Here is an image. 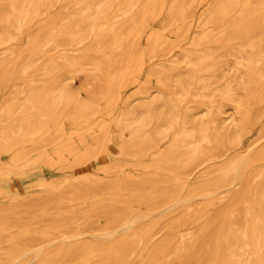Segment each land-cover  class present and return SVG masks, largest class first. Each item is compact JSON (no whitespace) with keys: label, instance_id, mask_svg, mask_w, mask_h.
Here are the masks:
<instances>
[{"label":"rangeland","instance_id":"374dc122","mask_svg":"<svg viewBox=\"0 0 264 264\" xmlns=\"http://www.w3.org/2000/svg\"><path fill=\"white\" fill-rule=\"evenodd\" d=\"M54 1L55 0H53L52 2ZM74 1L75 0H56L55 3L53 4L52 2L51 4L49 3L51 6L50 5L41 6L39 10L34 14V17L31 20V22L21 30L19 34V38L14 40V42H12L11 44H7L6 46L4 45L0 47V110L6 105L8 101L14 98L15 93L20 92V95H18L17 97L19 101H22L23 95H21V91L22 92L27 91L30 88L33 80L37 81L38 79H41L40 75L44 72L45 67L47 68L50 67L54 61H60V58L61 60H63L64 58H70V57L72 58L76 56L78 57L82 54L83 55L85 54L86 57L87 55L88 56L90 55L89 57L91 58V54H92L94 55L92 56V58L96 56L98 58L99 56L100 59L104 60L103 67L104 69H106L104 70V74L102 75L103 73V69H101L102 66L101 68L95 67L93 65V62L91 64V60H89V57H87L88 61L82 60L80 61L82 63L78 62L75 64V66L68 67L69 71L67 70L68 68H66L65 69L66 73L63 69V71L61 70L62 71L61 74L60 71L52 76L50 75L49 77L45 78L46 79L45 83L47 84L48 80H51L53 79V77H56L55 80H53L54 84L55 86L61 85L62 87L67 89L69 94V100H68L69 103L66 104V106L59 107L60 116L58 117L57 122L54 125L51 124L49 126L50 128L49 127L45 128L43 131L33 136L32 138L28 136H21V138L16 144L14 145L9 144L5 151H0V212H1L0 213L1 215L0 216V255H3L8 251L19 252L21 254L22 253L24 254L23 257H21L20 259L17 258L12 259V262L8 264H37V260L31 259L34 251L37 250H42L43 253L46 255V257L58 260V264H81V263L100 264L101 261H102L101 264H112V263L115 264L120 261L115 259V257L118 258L117 256H115V254H117L118 256L122 254L120 251L121 250L120 242L117 243L118 244L117 246L109 250L111 254L113 253L112 256H115V257L111 256V259H114L115 262L107 260L104 257L92 256L89 253L85 255L82 254V260L77 259L75 260L76 262L75 261L70 262L71 260L69 258L66 259L67 257L58 254L55 249L58 247L64 248L69 244L70 245L74 243L78 244L79 242L80 243L83 242V240L87 242L86 239H89L90 241L91 240L102 241L108 239L106 237H110V239L111 237L113 239L125 237V239L127 238L126 239L127 241L128 240L133 241L135 245L138 246L137 247L135 246L136 250H133L135 255L134 254L131 255L133 253L132 250L130 251L129 249H127L126 253L124 251L123 252L124 254H122L123 255L121 260L122 263L119 262L117 264H132L134 263L135 260H136L135 262H137L142 256H144L145 254L144 252H146V247L144 244L145 242L141 239L145 232L148 231L147 235L149 240L147 239V241L149 246L151 244L160 241L162 237L164 238L165 235L167 234V231L168 232L170 231L171 224L174 221L176 220L181 221L183 219H186V217L188 218L191 217V219L188 218L186 219V221L190 220L188 222L185 221L187 224L184 225L182 224L181 226H179L180 228L177 227L178 229L176 228L177 230H175V235L177 233L176 239H178L177 238L178 234L188 233L186 240L182 242L184 244L179 242L178 247L172 250L173 253L171 251H168L169 253H165L163 255L164 257H162L160 264H213L212 259L208 258L207 255H205L203 252H205L206 250L211 251L212 249L213 250L211 251V253L216 251V248L218 246L216 244L219 243V238L216 233V231L218 230L215 229L216 224H217L216 227L217 229L219 228V225H221V223L223 224V222L224 224L228 223L229 225H233V226H238V225L241 226L244 224V216L246 210L250 209L251 210L250 212L251 213L253 212L251 207H252V197H253L254 189L249 190V187L253 185L252 188H255L257 184L260 181H262L263 178L262 173H264V162H263L264 160L259 161L252 166V168L247 172L248 174H246L245 176L247 179L244 177L243 181L238 183L237 186L232 187L229 190L223 191L221 192V194H217L218 195V197L216 195L217 201L215 202V200H213L210 203L211 205L208 204L209 202L207 203L206 198L202 199V197H198V198L193 197L190 200L183 201V199H185L187 196V195L185 196V194H187L186 191L188 190V188H184L183 189L184 191L180 190L178 197L179 200L183 202L179 204L172 205L171 204L172 202L169 201L166 202L164 198H161L164 200V202H162L163 200L161 199L158 200L154 198L156 196L162 195V191L164 190L163 188L166 189L167 186H176L177 188L180 187L181 181L172 182L175 177L174 171L179 169L181 173H183L181 176L184 177V180L182 181H186L191 186L194 183L208 179V177L210 178V176L213 177L217 175V171L220 170V168H222L224 164H227L230 160L232 161L233 157L234 159H236L237 157L241 156V154L243 155L245 153V146H247V144H249L250 142H256V144L258 145L264 138V135L262 136V134H264L263 132L264 131V115H263L264 91H260V89H256V91H252L251 92L252 94L248 95L249 93L246 92L247 90L248 92L251 90L248 89L249 87L245 88V86L243 87L242 85L236 84L234 88V99L236 100L239 99L238 100L239 102L240 100H242L243 105L241 104L242 102H240V104L234 102L232 103L226 102L224 107L220 108L219 102H217L219 101L218 91L223 89L229 83L235 85L236 82H239V80L241 79V75L243 74V71H237L235 69L230 70V67L234 65V58L229 55L230 54L229 51H232V49L237 46L236 43L237 40L234 39L235 41L231 40L230 42L226 41L227 37L224 33L225 32L224 29H226L227 25L230 24V21L232 19L233 21L234 19H237L240 7L238 6V9L234 8L235 13H232V16H229L224 20L223 19L215 20V22L213 20H210L209 16L203 17V15L206 14V11L209 8L210 4L215 2L216 0H201V1L179 0V3L176 6H180L181 4L184 7V10L181 11V14H177L176 17L173 19L170 18L169 13H170V7L175 2V0H164V1L155 0L156 3L155 5H153V8L150 9L149 13L147 12V8H146V4L148 0H138L134 9H132V11L128 14L129 16L126 15L117 18L115 16L117 15L118 10L116 9V7H114L115 9L113 8L112 9L113 11L111 10L112 13L111 12L109 13L110 17L108 16L107 21L109 24H114L115 27L117 26L116 30L117 31L119 30L118 32L123 33L122 35L118 34L117 37L122 39V42H125L123 43L124 52H122L121 50L123 48L122 42H120L121 47H117L114 49L115 52H112V48L109 49L110 48L109 45L113 42L114 39L113 35H110V37H108L109 35L106 36L107 39L106 48L102 47V48H98V51L96 52H90L88 48L92 44L91 36H89L88 37L89 39L88 38L85 39L79 45L67 46L64 44L63 40H62L63 43L60 44L61 39H63L66 35L76 32V29L74 27L75 22L72 21L73 14L76 11L74 7ZM6 2H10V1L0 0V6L2 7L3 4ZM177 2L178 0L176 1V3ZM142 4H144V6H142ZM138 10H140V12H138ZM141 10H142L141 15L143 16L141 15L139 16ZM144 10L146 12H143ZM190 13L191 14L194 13L192 14L194 15L193 16L194 18L190 16ZM137 16L140 18H138ZM187 16L188 17L190 16L193 19V21L188 19ZM201 16L205 19L203 20ZM185 17H187L186 20H184ZM199 18H201L200 21L198 20ZM137 19H141V23L140 20H138L137 22ZM129 22H131V24ZM212 22H214V24ZM54 23L56 24V26ZM215 24L218 26H216ZM122 27H124L127 30L125 31L124 28ZM139 27H141L142 31H140ZM43 28L45 30L47 29L46 33L48 32V34H46V36L44 37V40L38 49V53H36L33 56H30L27 52L28 42H29L28 39L30 38V36L34 35L36 32L40 31ZM262 29H264V27ZM30 30L31 31L33 30V32L31 33ZM59 30L62 31L61 33L63 36L62 38H60L61 34L56 35ZM202 33H206L205 36H208L209 40L202 42L203 45L201 43L198 45L199 47L198 46L196 47L194 45L195 37ZM125 34H127V36ZM131 35L133 36V38H129ZM134 35H136V37ZM151 37L152 40H150ZM45 39L49 40L50 43H48L44 47ZM132 39L135 41V43L136 41H138V43L135 44ZM210 39L213 42H211ZM129 44L131 45V47H129ZM216 48L218 49L216 50ZM104 49L106 51H104ZM226 50L228 54L227 52H223ZM20 51H23L24 53L22 52V54H20L21 53ZM129 51L131 56H129L128 54ZM13 52H15L17 55ZM135 53L138 54H136L135 56L134 55ZM190 53H192L194 56L202 58L203 59L202 65L204 66V68L210 67V69L209 71L204 70L202 65L195 67L197 69L195 68L193 69L192 74L197 79H199L200 84L198 85V88L195 89V91L194 89H192L191 93L187 95L188 97L187 96L182 97V100L179 102L176 101L177 97L175 96L173 91V89L174 90L177 89L176 87L173 88L174 80L177 74L187 72L188 68L185 67L184 64H182L181 66L183 68L180 66L182 70L178 67L175 70L174 69L170 70L168 75H158V76L154 71H156V69L169 68L168 65L170 62L181 61L183 60V57L186 54H190ZM208 53L213 56H209ZM225 53L226 55L223 56V54ZM23 54L24 56H22ZM111 54L113 55L114 59H111L112 57ZM25 55L27 57H25ZM125 55L127 59H125L126 58ZM116 56L119 59H117ZM134 56L136 57V59ZM109 57L111 59L110 61H108ZM19 58L21 60H19ZM122 58L125 59L126 61H123ZM115 59L117 60L115 61ZM131 59L132 60L134 59V61H132L133 64L130 61ZM138 60L141 61L138 62ZM29 61H32L31 63L32 68H30L28 72H26L24 75H16L15 73L10 78L3 77V73L4 71L7 70V68L8 69L14 68L18 72V70H20L27 63H29ZM111 61H113L112 64ZM107 63L111 65H106ZM137 63L140 64L138 65ZM117 64H119V66ZM205 64L208 65L206 66ZM134 65L137 66V69L136 67H134ZM123 67H124V71H123ZM134 68H135V72L134 70L132 71V69ZM133 72L135 73L134 74L135 79L134 76H132ZM58 74L61 75L60 76L61 78H59ZM104 75H106V77ZM109 75H111L112 77ZM104 78L109 81H105ZM57 82L59 83L57 84ZM109 82L112 83V88L110 87L108 89L107 85ZM116 84H117V88H116ZM99 85H102L103 88L106 85V88H104L106 92L104 89L101 88L102 86H100V90H99L98 89ZM164 89H168V90L166 91ZM117 90L119 91L118 93ZM110 91L111 93H109ZM240 91H242V94H240L241 93ZM112 92H116L117 94L116 93L113 94ZM195 92L198 93V96L193 98L192 93ZM242 95L245 96L246 98L241 97ZM5 96H7L8 98ZM113 96L115 98L112 100V98L110 97ZM261 97L263 99H261ZM169 98L170 100L177 102V106L172 109L173 111L172 114H178V118H177L178 124L175 127L176 129H178L179 126L181 125L183 115L187 114L190 116L188 117V119L192 121L186 123L185 129L187 131L191 132L194 130V128L197 130L199 129L201 123L202 125L203 123H207V125H209V129H210L209 133L211 135L225 133L228 136V138H230L231 143L233 140V143L229 144L230 146L226 145L225 147L227 149L230 148V150L227 151L226 149L225 151L224 148V149H219V151L215 150L214 152V148L211 147V145L204 144L203 147L205 150L203 151V154L199 161L203 162L205 159L208 161V162L206 161L205 164L203 163L202 165L201 162L200 163L198 162L200 166L199 165L197 166L196 163L195 165L190 167L192 171L191 170L189 171V168H185L186 171L184 169H180L181 167L180 168L179 166L177 167L176 164H169V165L165 164L166 170H159V172L156 173L151 167H149V164L151 161H153V159H155L154 157L156 154L157 155L160 153L163 154L164 151H166L170 143V137L159 140L157 142L158 148L156 144V147L154 148L152 147L151 149L149 148V150L146 151L147 153L144 154H141L139 153V151H136L137 148H129V149L125 148V145L126 143H128L130 136L128 130H124L122 126L117 125L120 116L125 114L126 112H129L130 110L134 111V115L132 116L135 118L143 116L142 113H144L145 111L144 109H146L145 107L151 103L153 104V107L156 112H159L160 110L162 111L170 110L169 108L170 106H167L165 104V101ZM252 98L253 100H251ZM201 103L204 104L202 105ZM78 104H82L83 106L82 118H81L83 121H80L79 123H75L73 120L75 117L74 111L76 105L78 106ZM85 104L87 105V107ZM245 105H246L245 108L248 107L249 109L248 108L245 109L243 107ZM214 110L215 112L213 113ZM258 112L259 114L257 115ZM215 113L218 115H216ZM260 114L263 116H260ZM132 116L130 118L131 120L134 119ZM227 116L229 118L225 120ZM130 119H128L127 122H130ZM241 119H243L245 123L247 122L248 123L244 125ZM208 122L210 124H208ZM163 123H165V121H158L156 118H152L150 125L147 126L141 132L142 136H144L145 138L147 137L152 138V134H154L155 128L159 126L158 129H162V127L165 125ZM73 124L75 125V127ZM242 125H244L245 127L249 125L250 127L248 126L246 128H243ZM55 127L56 130L54 129ZM214 127L216 131H214ZM242 128H243V132L241 131ZM149 129L150 131H148ZM145 130L148 132H146ZM247 131L248 133H246ZM228 132L229 134H227ZM245 133L246 135H244ZM254 139H256L257 141L259 140L258 141L259 143L256 140L254 141ZM262 142L264 143V139ZM262 142L259 145H262L263 144ZM99 143L101 145H99ZM233 144L236 145L234 146ZM96 147H98L99 149ZM125 149L127 151H125ZM207 149H209V151ZM85 150L86 153L83 152ZM237 150L238 152H235ZM129 151H131L132 153H130ZM217 151L219 154L217 153ZM222 151L223 152L225 151L224 154L222 153ZM241 151L244 153H242ZM59 152L61 153L60 156L58 157L59 158L58 161H56L57 159L56 157L59 155ZM97 152H99V154ZM210 153L212 154V157ZM168 167L174 169L169 170L170 168ZM176 167L177 169H175ZM115 168L117 169V172ZM182 170L184 171L182 172ZM109 172H111L112 174ZM191 172L192 174L187 176ZM259 173H261V175H259ZM258 175L260 176V178L258 177ZM144 177L145 178L158 177L157 179H159L158 183H156L157 185L155 186L152 185L154 187L148 185V187L146 186L141 190L142 194L146 196V199L140 202L142 204L144 201L145 203L146 202L148 203L142 205L140 202L133 200L130 203V205L127 206L129 202H126L125 200H127L128 194H133L135 192H132L133 189L130 187L126 189L125 188L120 189L119 187H117L118 185L117 186L115 185V183L117 184L120 181L122 182L124 181V179H131L135 183V182H139ZM161 178L164 180L165 183L162 181ZM256 178H258V180H256ZM96 179H98V182H96ZM114 180L115 182H113ZM244 180L245 181L248 180L247 182L249 183V185H247V187L250 192L252 191V193L251 196H249L250 192L249 191L247 192L246 190L247 196L245 195V193H243L244 199H241L242 201H240V197L238 198L239 194H241L243 190L247 188L246 186L245 188H242L244 187V185L241 183L244 182L245 184ZM81 181L85 184V186L82 185ZM250 181L252 182L250 183ZM94 182L97 184V186ZM86 183L88 184V187H86ZM100 183L105 184V186H102ZM253 183L255 184V186ZM89 184H91L92 187ZM66 185L67 186L70 185L68 186L69 189H66L67 188ZM101 186L107 191H109V194L111 193L110 191L112 192L116 191L115 193H113V196L114 194L117 195L120 192L121 194H119L120 196L118 195L117 197H115L116 195L114 197L112 195L110 196L109 194H106L108 192L106 190H103ZM145 188L147 189L149 188V190L146 191ZM123 189L125 190L128 189L127 190L128 192ZM241 189L243 190L241 191ZM87 190H89L88 191L89 195L85 192ZM156 190L160 194L159 193L157 194ZM52 191L56 192L55 193L56 198L59 197L60 198L56 200L57 203L49 204L48 197L50 194L53 193ZM70 191H72L71 194ZM78 191L80 192L78 193ZM117 191L119 192L117 193ZM153 191H155V193L157 194L156 196H153L155 194ZM73 194H75V197ZM86 195L89 197V199L91 197V199L88 200V197H86ZM151 195L154 197L153 199H151L152 198ZM130 196L131 195H129L128 197ZM235 196L239 199L237 200L239 202L236 201L237 198H235ZM122 198H124V200ZM111 199H114L116 201L114 202V200ZM120 199H122L123 201L121 200L122 202H120ZM147 199L148 201H146ZM156 201L158 203L153 204L152 205L153 207L149 205V202L151 204L152 202L155 203ZM235 201L237 203H235ZM160 203L162 204L160 205ZM108 204L110 205L109 207H107ZM205 204H207L206 207ZM167 205L168 207H164ZM197 205L199 208L197 207ZM112 207H117L116 210L118 209L119 210L115 211V208ZM123 207H125L126 209L125 208L123 209ZM201 208H203V210ZM204 208L206 209L204 210ZM112 209H114L115 213L114 211H112ZM143 209L146 211L144 212ZM174 211L175 212L177 211L176 214ZM105 212H108V215H110V217L105 216L107 215V213ZM172 212L173 214H170ZM181 212H183V214H181ZM193 212L195 213L194 216H192V214H194ZM185 213L191 216L189 217ZM222 215L223 217H220ZM171 216L176 217L175 218L176 220ZM178 216H181V219ZM224 217L227 220V222L223 221ZM111 219H113L114 221ZM118 219L119 221L121 220L119 224H118L119 222ZM173 219L174 221L171 222ZM126 220L135 221L134 225L135 224L136 225L135 226L133 225L132 227V229L135 228L134 230L131 229V231L128 232V231H123L121 229L122 223ZM152 220L154 221V223L152 222ZM192 221L195 222L191 224ZM116 224L117 226H115ZM160 224L163 226H161ZM140 225L142 226L140 227ZM150 225H151V229H150ZM137 227H139L140 229ZM145 227H147V229ZM105 228L107 231L105 230ZM141 228H142V232L140 231ZM164 228L165 229L168 228V230L166 231ZM116 229L119 230L115 231ZM139 231L142 233L141 236ZM151 236H153L152 237L153 240L152 238H150ZM92 238H96V239H92ZM150 240L152 241L149 242ZM216 241L218 242L215 243ZM118 251L121 254H118ZM140 251L143 252L140 253ZM175 251L177 252L174 253ZM125 254H127L126 255L127 257L125 256ZM203 254L205 256H203ZM131 258L133 259L135 258V259L133 260ZM91 259H96V260H93L91 262Z\"/></svg>","mask_w":264,"mask_h":264},{"label":"bare ground","instance_id":"6f19581e","mask_svg":"<svg viewBox=\"0 0 264 264\" xmlns=\"http://www.w3.org/2000/svg\"><path fill=\"white\" fill-rule=\"evenodd\" d=\"M4 1V0H3ZM10 2H6L3 4V6L0 8V12L2 10V12L0 13V47L1 46H6L7 44H11L12 42H14V40H16L17 38H19V34L21 32V30L23 28H25L30 22L31 20L33 19L34 17V14L39 10V8L41 6H47V5H50L51 2L53 0H9ZM56 1V0H55ZM52 2L53 3H55ZM164 1V0H163ZM177 0H175V2L172 4V6L170 7V18H175L177 14H181V11L184 10V7L180 4V6H176L178 3H179V0L178 2L176 3ZM201 1V0H200ZM2 2V1H1ZM58 2V1H57ZM138 0H75L74 1V7H75V13L73 14V19L72 21L75 22L74 24V27L76 29V32L74 33H71V34H68L66 35L63 39H61L60 41V44L63 43L64 41V44L67 45V46H72V45H79L81 44L85 39H87L89 36H91L92 38V44L91 46L88 48V50L90 52H96L98 51V48H102V47H105L107 46V39H106V36L109 35L108 37H110V35H113L114 39H113V42L109 45V49L112 48V52H115L114 49L117 48V47H121V43L122 42V39H120L119 37H117L118 34L122 35L123 33L122 32H118L116 30V27L114 24H109L107 19H108V16L110 17L109 13L111 12V10L116 7V9L118 10V13L117 15L115 16L116 18L117 17H123V16H129L128 14L132 11V9H134L135 5L137 4ZM181 2V1H180ZM205 2V1H204ZM207 2V1H206ZM50 3V4H49ZM144 3V2H143ZM156 1L155 0H148L147 1V4H146V8H147V12L149 13L150 12V9L153 8V5H155ZM160 3V2H159ZM161 4V3H160ZM187 4V3H186ZM202 4V3H201ZM210 4V3H209ZM199 5V4H198ZM51 6V5H50ZM49 6V7H50ZM142 6H144V4H142ZM191 6V5H190ZM209 6V5H208ZM238 6L240 7L239 8V14L237 16V19H233L230 21V24L227 25L226 29L225 30V35L226 37V41L230 42L231 40H234L236 39L237 40V46L234 47L232 49V51H229V55L231 57L234 58V65H232L230 67V70L232 69H235L237 71H243V74L241 75V79L239 80V82H236L235 85H232V84H228L227 86H225L223 89H221L218 94V100L217 102H219V106L220 108L221 107H224L225 103L226 102H234V103H237V104H240V102H242V100H240V102L236 99H234V88L236 86V84L238 85H242L243 87L245 86L246 87H249L248 89H251L249 92L247 90L246 93H249L248 95L252 94L251 92L252 91H256V89H260V91H264V29H262L264 26V0H216L215 2L211 3L209 8L207 9L206 11V14L203 15L204 16H209V19L210 20H213L215 22V20H224L226 18H228L229 16H232V13H235L234 11V8L238 9ZM53 7V5H52ZM168 7V6H167ZM193 7V6H192ZM46 9V8H45ZM115 9V8H114ZM143 9V8H142ZM162 9V8H161ZM186 9V8H185ZM235 9V10H236ZM44 10V9H43ZM45 11V10H44ZM113 11V10H112ZM188 11V10H187ZM138 12H140V10H138ZM143 12H146L145 10ZM193 12V11H192ZM40 13V12H39ZM112 13V12H111ZM136 13V12H135ZM134 13V14H135ZM138 14V13H137ZM136 14V15H137ZM142 14V10H141V13L139 14V16ZM189 14V13H187ZM186 14V15H187ZM194 14V13H192ZM190 13V16H192V18H194L193 16ZM39 15V14H38ZM145 15V14H144ZM147 15V13H146ZM135 16V15H134ZM133 16V18H134ZM143 16V15H141ZM189 16V17H190ZM138 17V16H137ZM188 17V16H187ZM187 17H185L184 20L187 19ZM188 19L192 20L193 19L190 17ZM202 17V16H201ZM202 19L204 20L205 18ZM140 18V17H138ZM51 19V18H50ZM64 19V18H63ZM138 20H140V23H141V19H137V22ZM180 20V19H179ZM179 20H176V21H179ZM183 20V21H184ZM189 20V21H190ZM199 21L201 20V18L198 19ZM53 21V20H52ZM188 21V20H187ZM56 22V21H55ZM185 22V21H184ZM214 22H212L214 24ZM51 23V22H50ZM128 23V22H127ZM126 23V24H127ZM131 24V22H129ZM209 23V21H208ZM222 23V22H221ZM224 23V22H223ZM55 24V23H54ZM64 24V23H63ZM139 24V23H137ZM212 24V25H213ZM48 25V24H47ZM53 25V24H52ZM186 25V24H185ZM207 25V24H205ZM216 25V24H215ZM46 26V25H45ZM56 26V24H55ZM54 26V27H55ZM214 26V25H213ZM218 26V25H216ZM44 27V26H43ZM59 27V26H58ZM73 27V25H72ZM144 27V26H143ZM142 27V29H143ZM183 27V26H181ZM180 27V29H181ZM38 28V27H37ZM68 28V27H66ZM124 28V27H122ZM128 28V27H127ZM137 28V27H136ZM35 29V28H34ZM40 29V27H39ZM57 29V27H56ZM140 31L141 30V27H139ZM138 29V30H139ZM222 29V28H221ZM47 30V29H46ZM46 30L43 28L41 29L40 31L36 32L34 35L30 36V38L28 39L29 42H28V49H27V52L30 56H33L35 55L36 53H38V49L41 45V43L43 42L44 40V37L46 36V34H48V32L46 33ZM124 30L126 31L127 29L124 28ZM123 30V32H124ZM134 30V29H133ZM136 30V31H138ZM130 31V30H129ZM29 32V31H27ZM30 32L32 33L33 30ZM62 33L61 30L58 31V33L56 35H60ZM133 33V32H132ZM30 34V33H29ZM137 34V33H136ZM180 34V33H179ZM206 33H202V34H199L195 37V40H194V45L197 47L199 44H201L202 42L204 41H208L209 40V37L208 36H205ZM31 35V34H30ZM127 36V34H125ZM139 35V34H138ZM153 35V34H152ZM209 35V34H208ZM217 35V34H216ZM222 35V34H221ZM224 35V36H225ZM132 36V35H131ZM129 37V38H133L132 37ZM136 37V35H134ZM62 34L60 35V38H62ZM139 37V36H138ZM154 37V36H153ZM213 37V36H212ZM112 38V37H111ZM155 38V37H154ZM89 39V38H88ZM127 39V38H126ZM136 39V38H135ZM212 39V38H211ZM210 39V41H211ZM223 39V38H222ZM27 40V41H28ZM63 40V41H62ZM128 40H131V39H128ZM133 40V39H132ZM137 40V39H136ZM150 40H152V37L150 38ZM177 40V39H176ZM225 40V39H224ZM125 41V39H124ZM134 41V40H133ZM217 41V40H216ZM235 41V40H234ZM109 42V41H108ZM128 42V41H127ZM126 42V43H127ZM178 42V41H177ZM176 42V43H177ZM180 42V41H179ZM213 42V41H211ZM223 42V41H222ZM48 43H50L49 40H46L44 41V47L45 45H47ZM57 43V42H56ZM123 43L125 42H122V46H123ZM135 43V41H134ZM136 43H138V41H136ZM135 43V44H136ZM26 45V44H25ZM24 45V46H25ZM57 45V44H56ZM87 45V44H86ZM128 45V44H127ZM126 45V47H127ZM151 45V43H150ZM174 45V44H173ZM203 45V43H202ZM209 45V44H208ZM217 45V44H216ZM225 45V44H224ZM60 46V45H59ZM58 46V47H59ZM66 46V47H67ZM81 46V45H80ZM89 46V45H88ZM137 46V45H136ZM172 46V44H171ZM53 47V45H52ZM61 47V46H60ZM78 47V46H77ZM87 47V46H86ZM129 47H131V45L129 44ZM195 47V48H196ZM199 47V46H198ZM216 47V46H215ZM43 48V46H42ZM232 48V47H231ZM69 49V48H68ZM127 49V48H126ZM136 49V48H135ZM194 49V48H192ZM218 48H216L217 50ZM122 52H124V46L123 48L121 49ZM134 50V49H133ZM137 50V49H136ZM104 51H106L104 49ZM111 51V50H110ZM131 51V49H130ZM130 51H129V56L130 55ZM138 51V50H137ZM215 51V50H214ZM21 52V53H20ZM19 53L22 54L23 51H20ZM43 52V51H42ZM45 52V50H44ZM100 52V51H99ZM103 52V51H101ZM109 52V51H108ZM223 52H227L226 51H223ZM15 53V52H13ZM24 53V52H23ZM16 54V53H15ZM19 54V55H20ZM118 54V53H117ZM133 54V53H132ZM136 54L138 53H135L134 55L136 56ZM141 54V53H140ZM209 54V53H208ZM212 54V53H211ZM228 54V52H227ZM17 55V54H16ZM79 55V54H78ZM112 55V54H111ZM120 55V54H119ZM122 55V53H121ZM124 55V54H123ZM225 54H223V56H225ZM24 56V54L22 55ZM90 56V55H89ZM87 55V57H89ZM92 55L91 54V58H92ZM109 56V54H108ZM134 56V57H135ZM205 56V55H204ZM209 56H213V55H210ZM21 57V56H20ZM25 57H27L25 55ZM86 55L82 54L80 56H76V57H70V58H64L63 60H61L60 58V61H54L52 63V65L50 67H45L44 69V72L40 75L41 79H38L37 81L36 80H33L32 83H31V86L30 88L25 91V92H22L21 91V95H23V99L22 101H19L18 100V95H20V92L19 93H15V96L14 98H12L10 101H8L6 103V105L1 108L0 110V151H5L7 149V146L10 144V145H14L16 144L19 139L21 138V136H28L30 138H32L33 136L39 134L41 131H43L45 128L49 127L51 124H55L57 122V119L58 117L60 116L59 114V107L60 106H66V104L69 103V94H68V91L66 88L62 87L61 85L60 86H55L54 84V81L56 77H53V79L51 80H48V83L46 84V79L47 77H49L50 75H54L56 74L57 72H60L61 70L65 71L66 68L68 67H72V66H75L76 63L80 62V61H88ZM105 57V56H104ZM115 57V56H114ZM126 57V55H125ZM183 57V55H182ZM14 58V57H13ZM18 58V57H17ZM23 58V57H22ZM89 57V60H91V64L93 62V65L95 67H100L102 66L101 69H103V73L102 75L104 74V67H103V64H104V60L100 59V57L97 56L96 57H93L91 59ZM117 59H119L117 56H116ZM124 58V57H123ZM122 58V59H123ZM105 59V58H104ZM111 59H114L113 58V55L111 57ZM110 57L108 59V61L111 60ZM115 59V61L117 60ZM127 59V57L125 58ZM125 59H123V61H126ZM130 59V58H129ZM136 59V57H135ZM140 59V58H139ZM12 60V59H11ZM19 60H21L19 58ZM210 60V59H209ZM10 61V60H9ZM131 62L134 61V59L130 60ZM141 61V60H138V62ZM202 61L203 59L200 58V57H197V56H194L192 53L190 54H186L184 57H183V60L181 61H172L169 63V68H161V69H156V74L157 76L158 75H168V73L170 72V70H175L176 68H180V66L182 64L185 65V67L188 68V71L185 72V73H179L176 75V78L174 80V87H176L177 89H173L174 91V94L175 96L177 97L176 101H181L182 100V97H185L187 95H189L192 91V89H195L198 88V85L200 84L199 82V79H197L193 74H192V71L195 67L197 66H201L202 65ZM113 61H111V64H112ZM207 62V61H206ZM7 63V62H6ZM16 63V62H15ZM32 61H29V63H27L24 67H22L20 70H18V72L12 68V69H8L7 67V70L4 71L3 73V77L4 78H10L12 77L15 73L16 75H24L26 72H28V70L30 68H32ZM49 63V62H48ZM82 63V62H80ZM119 63V62H117ZM123 63V62H122ZM128 63V61H127ZM111 64H106V65H111ZM121 64V62H120ZM133 64V62H132ZM138 65L140 63H137ZM50 65V64H49ZM119 66V64H117ZM125 65V64H124ZM123 65V66H124ZM131 65V63H130ZM206 65V64H205ZM208 65V64H207ZM206 65V66H207ZM216 65V64H215ZM116 66V65H115ZM114 66V67H115ZM129 66V65H128ZM214 66V65H213ZM217 66V65H216ZM108 67V66H107ZM111 67V66H110ZM134 67H136L137 69V66L134 65ZM182 67V66H181ZM203 69L204 70H208L210 69V67H205L202 65ZM4 68V69H6ZM74 68V67H73ZM183 68V67H182ZM3 69V70H4ZM17 69V68H16ZM71 69V68H70ZM100 69V70H101ZM140 69V68H139ZM181 69V68H180ZM197 69V68H195ZM201 69V70H203ZM216 69V68H215ZM2 70V71H3ZM69 71V68L67 69ZM99 70V71H100ZM109 70V69H108ZM122 70V69H121ZM134 70L135 72V68L132 69V71ZM182 70V69H181ZM16 71V72H15ZM62 71L60 72V74L62 73ZM123 71H124V67H123ZM179 71V69H178ZM186 71V70H185ZM109 72V71H108ZM111 72V71H110ZM128 72V71H127ZM132 74V76H134V73ZM181 72V71H180ZM184 72V71H183ZM39 73V72H38ZM66 73V71H65ZM175 73V72H174ZM59 75V78H61ZM64 74V73H63ZM62 74V75H63ZM107 74V73H105ZM172 74V73H171ZM125 75V74H124ZM57 76V75H56ZM106 77V75H104ZM103 76V77H104ZM111 76V75H109ZM119 76V75H118ZM117 76V77H118ZM21 77V76H20ZM112 77V76H111ZM131 77V76H130ZM129 77V78H130ZM28 78V77H27ZM133 78V77H132ZM17 79V78H16ZM109 79V78H108ZM113 79V78H112ZM118 79V78H116ZM115 79V80H116ZM134 79H135V76H134ZM10 80V79H9ZM105 81H109V80H106L104 78ZM168 80V79H167ZM7 82V81H6ZM56 82V81H55ZM103 82V81H102ZM116 82V81H115ZM202 82V81H201ZM59 82H57L58 84ZM104 83V82H103ZM101 83V84H103ZM106 83V82H105ZM168 83V82H167ZM26 84V83H25ZM115 85V84H114ZM119 85V84H118ZM65 86V85H64ZM100 86L102 85H99L98 89L100 90ZM171 86V85H170ZM197 86V87H196ZM207 86V85H206ZM205 86V87H206ZM112 88V83L109 82L108 85H107V88ZM168 87V86H167ZM195 87V88H194ZM204 87V88H205ZM23 88V87H22ZM21 88V89H22ZM102 89L106 88V85L105 87L103 88V86L101 87ZM116 88H117V84H116ZM166 88V87H165ZM170 88V87H169ZM168 88V89H169ZM172 88V87H171ZM202 88H203V85H202ZM207 88V87H206ZM244 88V89H245ZM5 89V88H4ZM20 89V90H21ZM168 89H164V90H168ZM105 90V89H104ZM112 90V89H111ZM207 90V89H206ZM218 90V89H216ZM17 91V90H16ZM71 92V90H70ZM102 92V91H100ZM99 92V93H100ZM106 92V90H105ZM119 91L117 90V93ZM169 92V91H168ZM171 92V90H170ZM242 94V91H240ZM73 93V91H72ZM111 93V91L109 92ZM113 94L116 93V92H112ZM116 93V94H117ZM216 93V92H215ZM245 93V92H244ZM245 93V94H246ZM101 94V93H100ZM112 94V95H113ZM115 94V96H116ZM255 94V93H254ZM102 95V94H101ZM104 95V94H103ZM105 96V95H104ZM196 96H198V93L195 92V93H192V97L195 98ZM204 96V95H203ZM260 96V95H259ZM7 97V96H5ZM171 97V96H170ZM188 97V96H187ZM241 97H244L246 98L245 96H241ZM254 97V96H253ZM8 98V97H7ZM112 98V100L115 98L114 96L113 97H110ZM251 98V97H250ZM249 99V97H248ZM261 99H263L261 97ZM111 100V99H110ZM253 100V98L251 99ZM73 101V100H72ZM176 101H172L169 99H167L165 101V104L167 106H170V110H160L159 112H156L154 107H153V104H148L144 109V113L143 116H140L138 118H135L133 117L132 115H134V111H129V112H126L125 114L121 115L120 118L118 119V123L117 125H120L123 127L124 130H128L129 131V136H130V139L128 140V143H126L125 145V148H137L136 151H139V153L141 154H144V153H147L146 151L149 150V148L151 149L152 147H156V144L159 140H162L164 138H167V137H170V143H169V146L168 148L166 149V151H164L163 154H156L155 155V159H153V161L150 162L149 164V167H151L156 173L159 172V170H166L165 168V164H176V166L180 169H184L186 171L185 168H189V171L191 170L190 167L195 165L197 163V166L199 165V163L201 161H199L201 159V156L203 154V151L205 150L203 145L204 144H207V145H211V147L214 148V152L215 150H218L219 149H224L226 147V145H229V144H232L233 143V140H232V143L230 141V138H228V136L224 133V134H217V135H211L209 133V125H207V123H202L200 124V127L199 129H195L191 132L187 131L185 129V125L186 123H189V122H192L188 119V117H190L189 115H183V118H182V122H181V125L179 126L178 129H176L175 127L177 126L178 124V114H172V109L175 108L177 106V102ZM250 101V100H249ZM216 102V103H217ZM73 103V102H72ZM78 103V102H77ZM84 103V102H83ZM90 103V102H89ZM207 103V102H206ZM245 103V101H244ZM202 105L204 103H201ZM211 104V103H210ZM243 105V102L241 103ZM86 105V104H85ZM93 105V104H92ZM216 106V105H215ZM218 106V107H219ZM241 106V105H239ZM70 107V106H69ZM87 107V105H86ZM180 107V106H179ZM214 107V106H213ZM244 108L246 107L243 106ZM93 108V107H92ZM165 108V107H164ZM211 108V107H210ZM238 108V107H236ZM248 108V107H247ZM245 108V109H247ZM249 109V108H248ZM61 110V109H60ZM82 110H83V106L82 104H78V106L76 105V108H75V117H74V122L75 123H79L80 121H83L81 118H82ZM89 110V109H88ZM238 110V109H237ZM236 110V111H237ZM240 110V109H239ZM222 111V110H221ZM241 111V110H240ZM137 112V111H136ZM135 112V113H136ZM215 112V110L213 111V113ZM220 112V111H219ZM218 112V113H219ZM223 112V111H222ZM250 112V111H249ZM62 113V112H61ZM87 113V112H86ZM89 113V112H88ZM217 113V112H216ZM215 113V114H216ZM238 113V112H237ZM240 113V112H239ZM242 113V112H241ZM245 113V112H243ZM261 113V112H260ZM248 114V113H247ZM259 114V112L257 113V115ZM74 115V114H73ZM218 115V114H216ZM243 115V114H241ZM264 115V114H263ZM260 114V116H263ZM131 116L134 118V119H130ZM213 116V115H212ZM247 116V115H246ZM19 117V118H18ZM85 117V116H84ZM89 117V116H87ZM152 118H156L158 121H165V124L162 129H158L159 126H157V128H155L154 130V134H152V138L150 137H147L145 138L144 136H142V131L150 125V122H151V119ZM214 118V117H213ZM229 117L227 116L225 118V120H227ZM243 118V116H242ZM19 119V121H18ZM81 119V120H80ZM130 119V122H127V120ZM188 119V120H187ZM249 119V117H248ZM261 119V118H260ZM259 119V120H260ZM86 120V119H84ZM209 120V119H208ZM242 122L244 123V125H246L247 123H245L243 121V119H241ZM246 120V119H245ZM254 120V119H253ZM252 120V121H253ZM256 120V119H255ZM258 120V121H259ZM71 122V121H70ZM207 122V121H206ZM214 122V121H213ZM255 122V121H254ZM253 122V124H254ZM84 123V122H83ZM208 124H210L208 122ZM74 125V124H73ZM83 125V124H82ZM105 125V124H104ZM102 125V126H104ZM158 125V124H157ZM243 126V128H246L248 126ZM77 126V125H76ZM84 126V125H83ZM54 127V126H53ZM75 127V125H74ZM107 127V125H106ZM212 127V125H211ZM250 127V126H249ZM50 128V127H49ZM243 128H242V132H243ZM56 130V127L54 128ZM248 129V128H247ZM105 130V129H104ZM107 130V129H106ZM46 131V130H45ZM146 131V130H145ZM150 131V129L148 130ZM146 131V132H148ZM214 131L215 130V127H214ZM223 131V130H222ZM103 132V131H102ZM105 132V131H104ZM264 132V131H263ZM46 133V132H45ZM248 133V131L246 132ZM246 133L244 135H246ZM61 134V133H60ZM63 134H64V131H63ZM104 134V133H103ZM148 134V133H147ZM229 134V132L227 133ZM105 135V134H104ZM238 135V134H237ZM264 134H262L263 136ZM123 136V135H122ZM61 137V136H60ZM238 137V136H237ZM129 138V137H128ZM261 138V137H260ZM258 138V139H260ZM98 139V138H97ZM264 139V138H263ZM262 139V141H263ZM235 140V138H234ZM240 140V139H239ZM238 140V141H239ZM256 139H254L255 141ZM35 141V140H34ZM101 141V139H100ZM237 141V140H236ZM235 141V142H236ZM257 141V140H256ZM259 141V140H258ZM257 141V142H258ZM261 141V140H260ZM261 141V142H262ZM104 142V140H103ZM234 142V143H235ZM260 142V143H261ZM68 143V142H67ZM259 143V142H258ZM259 143V144H260ZM263 143V142H262ZM69 144V143H68ZM245 144V143H244ZM247 144V143H246ZM257 145L256 142H250L249 144H247V146H245V153L243 155L241 154V156L237 157L236 159H234V157L232 158V161L230 160L227 164H224L222 166V168H220V170L217 171V175L211 177L210 178L208 177V179L206 180H202L200 182H197V183H194L193 185L190 186V184H188L186 181H182L184 180V177H182L181 175L183 173H181V171L178 169L175 172V177L173 179L172 182H176V181H181V185L180 187H176V186H167L166 189L163 188L164 190L162 191V195H159V196H156L159 192L157 191L158 187L156 188L157 190V194L155 193V191H153L155 194L153 196H156L155 198L152 196L151 199H161V198H164V200L166 202H172L171 204L172 205H175V204H179V203H182L183 201H187V200H190L191 198L193 197H202V199L206 198L207 199V203L210 204L213 200H215V202L217 201L216 200V195L217 194H221V192L223 191H226V190H229L230 188L232 187H235L238 185V183H240L241 181H243L244 177L246 176V174H248L247 172L252 168V166L259 162V161H262L264 160V143L262 145ZM99 145H101L99 143ZM234 146L236 144H233ZM239 145V144H238ZM104 146V145H103ZM230 146V145H229ZM67 147V146H66ZM233 147V146H232ZM70 148V147H69ZM98 148V147H96ZM157 148H158V144H157ZM99 149V148H98ZM227 148H225V151H226ZM234 149V148H233ZM101 150V148H100ZM99 150V151H100ZM131 150V149H130ZM209 151V149H207ZM230 148L227 149V151H229ZM98 151V150H97ZM122 151V149H121ZM125 151H127L125 149ZM132 151V150H131ZM131 151H129L130 153H132ZM217 151V153H218ZM224 151V152H225ZM244 151V150H243ZM86 153V150L83 151ZM90 152V150H89ZM94 152V151H93ZM128 152V153H129ZM154 152V151H153ZM213 152V151H212ZM211 152V153H212ZM224 152L222 151V153L224 154ZM235 152H238L235 151ZM60 153L59 152V155L56 157V161H58V157L60 156ZM99 154V152H97ZM138 153V152H137ZM205 153V152H204ZM210 153L211 157H212V154ZM228 153V152H226ZM225 153V154H226ZM84 154V153H83ZM97 154V155H98ZM126 154V153H125ZM209 154V153H208ZM215 154V153H214ZM219 154V153H218ZM63 155V154H62ZM61 155V157H62ZM94 155V154H93ZM209 155V156H210ZM216 155V154H215ZM86 156V155H85ZM130 156V154H129ZM204 156V155H203ZM208 156V155H207ZM220 156V155H218ZM223 156V155H222ZM221 156V157H222ZM225 156V155H224ZM60 157V158H61ZM84 157V156H83ZM236 157V155H235ZM142 158V157H141ZM146 158V157H144ZM80 159V158H79ZM143 159V158H142ZM204 159V158H203ZM207 159V158H206ZM231 159V158H230ZM234 159V160H233ZM207 160L204 159L203 162H201V164L203 165V163L205 164ZM212 161V160H211ZM215 161V160H214ZM228 161V160H227ZM199 162V163H198ZM208 162V161H207ZM264 162V161H263ZM149 163V162H148ZM146 163V164H148ZM75 164V163H74ZM117 164V163H116ZM144 164V163H143ZM142 164V165H143ZM116 166H119V165H116ZM144 166V165H143ZM200 166V165H199ZM115 167V166H114ZM171 167V166H170ZM168 167V168H170ZM177 167L175 169H177ZM117 168V167H116ZM115 168V169H116ZM110 169V168H109ZM108 169V170H109ZM174 169V168H173ZM173 169H169V170H173ZM182 170V172L184 171ZM192 171V170H191ZM193 171H194V168H193ZM263 171V169H262ZM260 171V172H262ZM13 172V171H12ZM116 172H117V169H116ZM115 172V174H116ZM173 172V171H171ZM108 173V172H107ZM111 173V172H109ZM114 173V172H113ZM92 174V173H91ZM112 174V173H111ZM187 174V173H186ZM192 172L190 174H188L187 176L191 175ZM213 174V173H212ZM86 175V174H85ZM95 175V174H93ZM97 175V174H96ZM159 175V174H157ZM172 175V174H170ZM259 175H261V173H259ZM258 175V177L260 178V176ZM90 176V175H88ZM208 176V175H207ZM160 177V176H159ZM169 177V176H168ZM262 181H260L257 186L255 188H252L253 185H251V187H249V190H253V197H252V207L251 209L253 210V212L251 213L250 209L246 210V213H245V216H244V224L241 225V226H233V225H229L228 223L227 224H223L221 223V225H219V228L217 229V224H216V227L215 229L218 230L216 231L217 235H218V238H219V243L216 244L218 245L217 248H216V251L211 253V251L209 250H206L205 252H203L205 255H207L208 258H211L212 261H213V264H264V173H262ZM83 178V177H82ZM158 178V177H157ZM156 177H149V178H143L142 180H140L139 182H135L132 181L131 179H124V181H120L118 182L117 184L115 183V185L117 187H119L120 189L122 188H132V192H135L133 194H128L131 195L130 197H128L127 195V200H125L126 202H129V204L127 206L130 205V203L133 201V200H136L138 202L142 201V200H145L146 199V196L142 194V189L144 187H148L149 186H152V185H157L156 183H158V180ZM167 178V177H166ZM207 178V177H206ZM246 178V177H245ZM88 179V178H87ZM90 179V178H89ZM114 179V178H113ZM111 179V180H113ZM162 179V178H161ZM164 179V177H163ZM162 179V181L164 182V180ZM186 179V177H185ZM204 179V178H203ZM247 179V178H246ZM110 180V181H111ZM120 180V179H119ZM117 180V181H119ZM256 180H258V178H256ZM255 180V182H256ZM62 181V180H61ZM245 181V180H244ZM248 181V180H247ZM245 181V184L244 182L241 183L244 185V187L242 188H245V186L247 187V185H249V183ZM82 182V181H81ZM96 182H98V179H96ZM112 182V181H111ZM115 182V180L113 181ZM252 181H250L251 183ZM62 183V182H61ZM60 183V184H61ZM95 183V182H94ZM160 183V182H159ZM165 183V182H164ZM59 184V182H58ZM69 184V183H68ZM93 184V183H92ZM96 184V183H95ZM94 184V185H95ZM101 184V183H100ZM114 184V183H113ZM254 184V183H253ZM82 185L85 186V184L82 182ZM91 185V184H89ZM102 186H105V184H101ZM240 185V184H239ZM67 186V185H66ZM65 186V187H66ZM70 186V185H68ZM67 186L66 189H69V187ZM97 186V184H96ZM100 186V185H99ZM98 186V188H99ZM101 186V187H102ZM110 186V185H109ZM108 186V187H109ZM152 186V187H154ZM255 186V184H254ZM59 187V186H57ZM64 187V185H63ZM86 187H88V184L86 183ZM92 187V185H91ZM100 187V188H101ZM62 188V187H61ZM110 188V187H109ZM113 188V187H112ZM111 188V189H112ZM182 188V189H181ZM184 188H188V190L186 191L187 194H185L186 198L183 199V201L179 200V197H178V194L180 192V190H183ZM65 189V188H64ZM103 190H106L102 187ZM116 189V188H115ZM114 189V190H115ZM123 189V190H125ZM146 191L149 190V188H145ZM79 190V189H78ZM86 190V189H85ZM128 190V189H127ZM125 190V191H127ZM243 189H241L242 191ZM246 190L247 192L249 191L248 190V187L245 188V190H243V192L241 194H239L238 198L240 197V201H242L241 199H244L243 198V193H245V195L247 196V193H246ZM55 191V190H54ZM61 191V190H59ZM68 191V190H67ZM66 191V192H67ZM73 191V190H72ZM70 191V194L71 192ZM77 191V190H76ZM88 191H85L87 194H88ZM107 191V190H106ZM145 191V190H144ZM184 191V190H183ZM53 192V191H52ZM69 192V191H68ZM80 191H78L79 193ZM85 192H84V195H85ZM108 193L106 194H109V191H107ZM111 193L109 194L110 196L112 195L113 196V193H115L116 191L112 192L110 191ZM119 191H117L118 193ZM128 192V191H127ZM161 192V191H160ZM250 192V191H249ZM56 192H53L52 194L49 195L48 197V203L51 204V203H57V199L59 198H56ZM60 193V192H59ZM94 193V192H93ZM92 193V194H93ZM104 193V191H103ZM130 193V192H129ZM251 193L252 191L250 192V195L251 196ZM67 194V193H65ZM69 194V193H68ZM91 194V193H90ZM95 194V193H94ZM93 194V195H94ZM104 194V195H106ZM121 194V192L119 193ZM119 194H114L115 197H117ZM152 194V192H151ZM160 194V193H159ZM236 194V195H237ZM64 195V193H63ZM74 197H75V194H73ZM89 195V194H88ZM58 196V195H57ZM60 196V195H59ZM82 196V194H81ZM92 196V195H90ZM108 196V195H107ZM113 196V197H114ZM120 196V195H119ZM125 196V197H126ZM184 196V195H183ZM46 197V196H45ZM73 197V198H74ZM85 197V196H84ZM82 197V198H84ZM86 197H88L86 195ZM218 197V195H217ZM64 198V197H63ZM77 198V197H76ZM220 198V197H219ZM233 198V197H232ZM235 198H237L235 196ZM236 199L239 200V199ZM251 198V197H250ZM67 199V197H66ZM69 199V198H68ZM78 199V198H77ZM91 199V197H90ZM89 197H88V200H90ZM124 200V198H122ZM120 199V202H122L123 200ZM222 199V197H221ZM73 200V199H71ZM111 200H114V199H111ZM118 200V199H117ZM122 200V201H121ZM157 200V201H158ZM163 200V199H161ZM164 200L162 202H164ZM197 200V199H196ZM233 200V199H232ZM81 201V200H80ZM116 200H114L115 202ZM148 201V199L146 200ZM153 201V200H152ZM155 202V203H151L149 202V205H151V207H153L152 205L153 204H156L158 202ZM194 201V200H193ZM239 202V201H237ZM84 202V200H83ZM119 202V201H118ZM137 202V203H138ZM160 202V201H159ZM202 202V200H201ZM204 202V201H203ZM80 203V202H79ZM141 203V202H140ZM148 202L145 203V201L143 202L142 205H145L147 204ZM197 203V202H196ZM251 203V202H250ZM62 204V203H61ZM126 204V203H125ZM134 204V202H133ZM162 203H160L161 205ZM136 205V203H135ZM141 205V206H142ZM148 205V206H149ZM159 205V206H160ZM207 204H205V207H206ZM211 205V204H210ZM54 206V205H53ZM110 205L108 204L107 207H109ZM138 206V205H137ZM156 206V205H155ZM158 206V205H157ZM161 207V206H160ZM164 207H168L167 206H164ZM198 207V205H197ZM202 207V206H201ZM204 207V205H203ZM112 208H115V211H118L116 210L117 207H112ZM125 207H123L124 209ZM129 208V207H128ZM146 208V207H145ZM150 208V207H148ZM157 208V207H155ZM154 208V209H155ZM159 208V207H158ZM199 208V207H198ZM197 208V210H198ZM208 208V207H207ZM122 209V210H123ZM126 209V208H125ZM152 209V208H150ZM149 209V210H150ZM187 209V208H186ZM203 210V208H201ZM206 208H204L205 210ZM110 210V209H108ZM132 210V209H131ZM196 210V211H197ZM201 210V211H202ZM112 211H114V209H112ZM114 211V213H115ZM143 211L145 212L146 210L143 209ZM195 211V212H196ZM200 211V212H201ZM129 212V211H128ZM135 212V210H134ZM133 212V213H134ZM159 212V211H158ZM157 212V213H158ZM161 212V211H160ZM175 212V211H174ZM177 212V211H176ZM175 212V214H176ZM184 212V211H183ZM183 212H181V214H183ZM1 213V212H0ZM107 213V215L105 216H109L108 215V212H105ZM132 213V214H133ZM189 213V212H187ZM194 213V212H193ZM198 213V212H197ZM202 213V212H201ZM112 214V213H111ZM123 214V213H122ZM121 214V215H122ZM136 214V213H135ZM142 214V213H141ZM151 214V213H150ZM159 214V213H158ZM170 214H173L170 213ZM179 214V213H178ZM180 214V215H181ZM186 214V213H185ZM192 214V213H191ZM43 215V214H42ZM104 215V213H103ZM127 215V214H125ZM124 215V216H125ZM131 215V214H130ZM129 215V217H130ZM154 215V214H152ZM187 216H189V214H186ZM194 214H192V216H194ZM198 215V214H197ZM1 216V215H0ZM138 216V215H137ZM147 216V215H146ZM160 216V215H158ZM162 216V215H161ZM166 216V215H165ZM170 216V215H169ZM168 216V217H169ZM183 216V215H182ZM191 216V215H190ZM189 216V217H190ZM122 217V216H120ZM119 217V218H120ZM157 217V216H156ZM156 217H155V220H156ZM172 217V216H171ZM180 219H181V216H178ZM220 217H223L220 216ZM106 218V217H105ZM165 218V217H164ZM172 218H176V217H172ZM177 218V219H179ZM188 217H186L187 219ZM193 218V217H192ZM202 218V217H201ZM114 219V218H113ZM111 219V220H113ZM150 219V218H149ZM148 219V220H149ZM153 219V218H152ZM159 219V218H158ZM174 219L171 221L173 222ZM186 219H183V220H176L174 221L172 224H171V228H170V231L168 232V228L165 229L167 231V234L165 235V237L154 243V244H151L148 246V231L145 232L143 234V237L141 238L145 243V247H146V252H144V256H142L137 262L134 261V263L132 264H160L161 260H162V257H164L163 255L165 253H169L168 251H171L174 250V248L178 247V243H182L184 242V240H186L187 238V235L188 233H181V234H178V239H176V235H175V230H177L179 226H181L182 224H187L186 222L190 221V220H187ZM188 219H191L188 218ZM116 220V218H115ZM146 220V219H145ZM154 220V219H153ZM152 220V222L154 223V221ZM197 220V219H196ZM202 220V219H201ZM223 220V219H222ZM114 221V220H113ZM119 221V219H118ZM121 221V220H120ZM120 221L118 222V224L120 223ZM163 221V220H161ZM160 221V222H161ZM168 221V220H167ZM186 221V222H185ZM200 221V220H199ZM223 221H226L227 220L225 219L224 217V220ZM112 222V221H111ZM195 222V221H194ZM193 221L191 222L194 223ZM197 222V221H196ZM225 222V223H226ZM115 223V222H114ZM135 221L134 220H126L122 223L121 225V229L123 231H128L130 232L133 225H134ZM140 223V222H139ZM148 223V222H147ZM25 224V223H24ZM151 224V222H150ZM196 224V223H195ZM136 225V224H135ZM134 225V226H135ZM161 225V224H160ZM167 225V223H166ZM117 226V224L115 225ZM142 225H140L141 227ZM158 226V225H157ZM163 226V225H161ZM187 226V225H185ZM194 226V224H193ZM155 227V226H154ZM184 227V226H183ZM139 228V227H137ZM147 229V227H145ZM163 228V227H162ZM177 228V229H176ZM180 228V227H179ZM182 228V227H181ZM113 229V228H112ZM111 229V230H112ZM135 229V228H134ZM132 229V230H134ZM140 229V228H139ZM150 229H151V225H150ZM155 229V228H154ZM163 229V230H164ZM106 230V228H105ZM119 230V229H118ZM117 229L115 231H118ZM138 230V229H136ZM107 231V230H106ZM142 232V228L140 230ZM139 231V232H140ZM180 231V230H179ZM127 232V233H128ZM140 232V236H141V233ZM138 233V232H137ZM77 234V233H76ZM139 234V233H138ZM80 235V234H79ZM134 235V234H133ZM126 236V234H125ZM130 236V235H129ZM136 236V235H135ZM139 236V235H137ZM71 237V236H70ZM134 237V236H132ZM153 236H151L150 238H152ZM102 238V237H101ZM108 239H105V240H102V241H98V240H89V239H86L87 242H85V240H83V242H79L78 244L74 243V244H69L68 246H65L64 248H61V247H58L56 248V252L60 255H63L65 257H67L66 259H70L71 261L70 262H73L77 259L79 260H82V254L85 255V254H90L92 256H96V257H104L106 258L107 260H110V261H114V259H111V256L113 255V253L111 254L109 252V250H111L113 247L117 246L120 242V251L122 254H124L123 252L125 251L126 253V250L129 249L130 251L132 250H136V247L138 245H135V243L133 241H127L125 239V237H120L118 239H113L111 237H106ZM136 238V237H135ZM92 239H96V238H92ZM98 239V238H97ZM89 240V241H88ZM100 240V239H99ZM131 240V239H130ZM132 240H135V239H132ZM140 240V239H139ZM138 240V241H139ZM149 240V239H148ZM153 240V238H152ZM152 240H150L149 242H151ZM218 241H216L215 243H217ZM138 243V242H137ZM214 243V244H215ZM43 244V243H42ZM184 244V243H182ZM136 246V247H135ZM140 246V244H139ZM142 246V245H141ZM117 248V247H116ZM135 248V249H134ZM215 248V247H214ZM119 249V248H118ZM128 250V251H129ZM138 250V249H137ZM177 250V249H175ZM117 251V250H116ZM115 251V253H116ZM143 251H144V248H143ZM143 251H140V253H142ZM136 252V251H135ZM177 251H175L174 253H176ZM119 251H118V254H121ZM132 253V252H131ZM139 253V255H140ZM173 253V252H172ZM120 255L118 256L117 254H115V256H117L118 258H116L115 256H112V257H115L116 260H120L119 262H121L122 260V256L123 255ZM134 254V251L131 255ZM171 254V253H170ZM203 254V256H205ZM23 253H19V252H12V251H8L6 253H4L3 255H0V264H8V263H11L12 262V259H20L21 257H23ZM89 255V256H90ZM127 254H125L126 256ZM135 255V254H134ZM199 255V254H198ZM166 256V255H165ZM200 256V255H199ZM85 257V256H84ZM127 257V256H126ZM139 257V256H137ZM93 258V257H91ZM205 258V257H204ZM33 260H37V264H58V260L56 259H51L49 257H46V255L43 253L42 250H37V251H34L33 255H32V258ZM125 259V258H124ZM123 259V260H124ZM133 259V258H131ZM135 259V258H134ZM133 259V260H134ZM93 260H96V259H91V262ZM104 260V259H103ZM126 260V259H125ZM124 260V261H125ZM105 261V260H104ZM123 261V262H124ZM130 261V260H129ZM22 262V261H21ZM76 262V261H75ZM89 262V263H91ZM102 262V261H101ZM100 262V264H101ZM117 262V261H116ZM117 262V263H119ZM25 263V262H24ZM107 263V262H106ZM111 263V262H110ZM115 263V264H117ZM129 263V262H128ZM209 263V262H208ZM82 264V263H81ZM95 264V263H94ZM113 264V263H112Z\"/></svg>","mask_w":264,"mask_h":264}]
</instances>
